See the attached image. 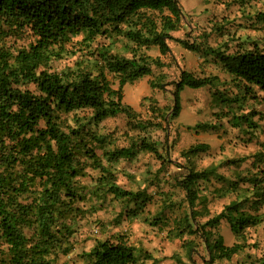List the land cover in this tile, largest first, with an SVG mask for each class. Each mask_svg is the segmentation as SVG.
I'll return each instance as SVG.
<instances>
[{"label":"trees","instance_id":"trees-1","mask_svg":"<svg viewBox=\"0 0 264 264\" xmlns=\"http://www.w3.org/2000/svg\"><path fill=\"white\" fill-rule=\"evenodd\" d=\"M231 1L245 9L255 0ZM258 1L261 7L253 12L252 22L264 30V0ZM182 17L177 0H0V264H55L72 253L82 222L105 204L120 202V218L123 214L133 219L144 212L151 196L144 189H122L113 167L141 151L161 156L154 143L143 138L128 137L127 145L117 146L111 136L96 132L102 120L123 115L132 130L165 129L163 123L179 114V92L184 86L213 89L212 95L225 106L223 117L249 98L264 106V37L261 43L238 42L232 51L226 45L211 48L177 41L204 59L213 56L237 93L226 86L218 88L225 84L217 76L198 77L181 70L166 119L167 110L153 107L152 119H138L133 108L122 102L126 84L150 76L151 65L161 67L160 60L146 52L157 48L161 56L168 54L170 33L179 30ZM66 60L72 63L55 66ZM149 86L162 89V84L152 81ZM253 115L264 120V111L252 110L232 114L230 121L256 128ZM196 128L207 131L216 126L202 123ZM208 150V144L198 143L182 156ZM244 160L249 161L245 173L228 183L235 199L202 224L194 221L196 203L205 202L198 182L208 181L215 168L196 171L187 166L175 181L189 211L175 221L174 230L201 238L212 260L229 261L244 247L223 244L215 234L221 221L236 239L264 221V212L260 213L264 143H258L249 157L227 159L225 165ZM168 207L175 205L157 212L166 222ZM127 237L114 231L95 239L88 251L80 253L79 264H146ZM250 264H264V254Z\"/></svg>","mask_w":264,"mask_h":264},{"label":"rangeland","instance_id":"rangeland-1","mask_svg":"<svg viewBox=\"0 0 264 264\" xmlns=\"http://www.w3.org/2000/svg\"><path fill=\"white\" fill-rule=\"evenodd\" d=\"M177 1L183 17L179 30L170 33V52L163 56L157 48L146 52L150 57L158 58L161 67L151 65L150 76L143 77L133 84H126L122 88V102L133 108L138 119H152V107L160 112L167 110L166 116H169L173 107L174 82L178 80L181 70L198 77L217 76L220 82L225 84L217 86L218 88L226 86L230 91L237 93V89L228 84L229 76L215 62L213 56L204 59L199 53L185 49L177 41H189L190 44L196 41L211 48H222L226 45L227 49L232 51L238 42L261 43L264 37V30L252 22V14L261 7V1H251L250 6L245 9L239 8L231 0ZM71 63L72 60H66L55 66L60 68ZM150 81L162 84V89L150 88ZM114 87H117L116 82ZM254 92L259 94L257 89H254ZM212 93L213 89L209 87L194 89L184 86L179 92V114L170 122L166 120L163 123L165 129L132 130L123 115L104 119L98 124L96 132L111 136L110 139L114 140L117 146L127 145L128 137L143 138L154 143L160 159L150 152L141 151L134 159L118 161L113 167L117 184L122 189H144L151 196V202L142 214L133 219L123 214L121 218L118 217L120 202L105 204L97 213L82 222V227L75 236L72 253L60 257L55 264H79L82 251H88L95 239L105 238L114 231H123L128 236L129 243L137 250L138 258L146 264H250L264 254V221L256 227L246 229L238 239L231 233L226 222L219 223L215 234L222 237L224 245H244L229 261L212 260L201 238L186 233L181 236L174 230L175 221L189 211L184 193L175 183L186 173L185 167H192L196 171L215 168V174L210 175L208 181L198 182L202 188L199 194L205 196V202L196 203L198 216L194 221L202 224L235 199L228 183L238 175H243L249 167L248 160L235 166H227L225 161L249 157L258 149V143H264V120L259 116L253 115L250 118L256 128L247 127L245 123L234 126L230 121L232 114L241 115L252 110L264 111L261 103L249 98L239 108L233 105L229 116L223 117L221 115L225 113V106H222ZM202 123L215 125L216 129L202 131L196 128ZM198 143L208 144L209 150L188 158L182 156L190 146ZM219 176L221 177L218 178ZM83 181L85 184L89 183L87 179ZM168 204H174L175 207L164 209L166 222L165 216L159 217L157 212ZM244 209H250L249 203L244 205ZM262 212L264 208L260 210V213ZM156 217L160 218V221ZM101 225H104L102 229Z\"/></svg>","mask_w":264,"mask_h":264},{"label":"water","instance_id":"water-1","mask_svg":"<svg viewBox=\"0 0 264 264\" xmlns=\"http://www.w3.org/2000/svg\"><path fill=\"white\" fill-rule=\"evenodd\" d=\"M166 118H167V116H166Z\"/></svg>","mask_w":264,"mask_h":264}]
</instances>
